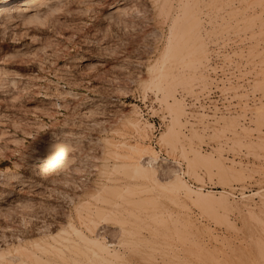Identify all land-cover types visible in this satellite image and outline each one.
I'll use <instances>...</instances> for the list:
<instances>
[{
    "label": "rangeland",
    "instance_id": "374dc122",
    "mask_svg": "<svg viewBox=\"0 0 264 264\" xmlns=\"http://www.w3.org/2000/svg\"><path fill=\"white\" fill-rule=\"evenodd\" d=\"M61 1L59 10H54L52 16L51 14L48 15L49 17L42 16L38 22L34 20V23H29L31 21L27 20L26 23L23 19L13 18V21L9 22L10 25L7 23V27L0 28V30L3 29L0 32V48H2L0 49V70L2 73L5 72L2 74L0 71L2 79H0L2 85L0 88V174H2L0 176V252H2L0 257H4V264H60V259L62 261L63 257L76 256V259L80 255L83 257L80 256L77 259L84 260L86 257L88 264H100L98 261L101 259L92 254L93 245L88 242L89 240L86 244V239L96 234H100V237L109 244H114L112 248L116 250V255H119L113 257L119 260L118 262L114 260V264H120V262L121 264H187L186 262L193 264L196 261L195 264H253V262L264 264V258H262L264 257L262 255L264 254V248H262L264 247L262 243L264 242V205L262 204L264 203V54L262 52V49L264 51V32H262L264 23L261 20V18L264 19V0H254L257 4L253 0L249 3H247L248 0H214V3L213 0H208L209 2L207 0H197V2L182 0L179 9L186 7L182 9V12L178 11V8L174 9L176 8L173 7L175 1L172 0H158V2L120 0L127 7V11L122 13L120 18L126 19L128 26L127 24L120 25L121 27L118 26V28H115L112 22L106 24L99 13L101 6L104 5L103 7L107 9L117 0H102L103 5H98L95 0H90V2L89 0ZM84 2L87 5L82 4ZM94 2L98 8L92 4ZM190 2L195 5L193 10L190 9L193 7ZM168 4L171 5L169 9ZM158 5L162 7L159 9ZM196 6L199 7L195 9ZM77 8L80 10L78 11ZM66 10L69 11L65 12ZM229 10L234 14L228 13ZM257 11H260L261 15ZM127 12H129L128 15ZM226 13L229 15L227 16ZM176 14H178L177 19ZM238 14H241L240 17L237 16ZM230 15L235 18L228 19ZM243 18L244 20H241ZM254 18L259 19L263 25ZM194 19L197 23L193 22ZM245 20L250 21L249 25L248 23L244 25ZM233 23L238 26H233ZM250 25L255 31L250 28ZM238 27H241L240 34L237 32ZM245 27H248L247 33L244 31ZM191 28L192 35L199 31L195 35L199 33L200 38L197 40L201 39L199 45L204 46V48L201 47L203 49V57L202 54L200 56L202 62L195 75L185 70L186 72H183L178 80L169 81L171 84L169 83L167 87L173 88L174 93H171L175 95L177 102L174 104L172 100V105V98H169L173 95L167 101L161 98L162 93L152 82L151 70L157 66V63L159 64L157 61L161 52L167 49L170 43L176 42V38H180L178 34L181 33V39L188 41L190 34L186 33L189 32L188 30L192 31ZM261 33L263 36L260 38ZM196 36L193 37L196 38ZM246 36L251 37V39L249 37L250 41L253 36L256 37L252 43H248ZM241 38L243 43L239 42ZM186 40L182 41L185 46H189L190 40L189 42ZM232 40L235 41L231 42ZM233 45L237 48L235 49ZM249 46L255 52L247 56ZM15 47L23 48L21 52H18L19 55L14 52ZM12 50L14 54L13 52L11 54ZM6 52L7 58L4 57ZM8 55H13L14 58ZM230 55H234V58ZM246 62H250L249 65ZM212 63L215 64L214 68ZM212 68L219 70L222 75L219 80L221 86H218L227 97L229 109L226 113L210 114L192 107L191 104L199 101V96H202L213 85L210 74ZM193 77L195 79H192ZM2 81L7 84L3 82L5 84L3 85ZM52 89L56 90L53 92ZM74 93L78 99H72ZM51 101L59 106L52 104ZM73 104L76 105V109L73 108ZM44 110L47 111V115ZM77 110L79 112H76ZM131 110H135L139 116L138 119L148 126L147 136L142 145L151 151L153 157L155 156L154 164L146 165L150 171L145 177L126 176L112 167L113 156L120 162L122 160L119 154L129 151L124 145H136L140 141L137 134L135 135L136 132L133 133V129L125 124ZM75 112L78 115H75ZM26 123L27 126L31 124L28 126L29 129L26 128ZM22 125H25L24 128ZM155 125L160 126L157 135ZM55 126L66 128L67 131L79 136L75 169L69 173V177L59 175V179L58 177L53 181L43 179L39 182L32 179V183H27L26 188L19 186L20 180L30 179L31 174L25 165L22 167L24 164L22 161L11 158L10 145L12 142L28 145L35 142L36 138L40 139L38 142L40 146ZM169 127H174L177 130L176 133L168 135ZM26 131L27 133L33 132V135L32 133L26 135ZM5 141L10 143L7 144ZM110 141L117 144V149L112 147L117 153L108 152ZM151 154H143L145 157V160L142 159L143 163L147 161L146 158L152 156ZM7 156L9 159L6 158ZM108 158L110 159L107 163ZM103 163H106L105 166L108 167H104ZM4 171L5 174L12 173L16 177L11 180L4 175ZM3 175L5 180L4 177L2 179ZM175 176L181 177L193 190H200L203 193L227 192L229 206L227 203L223 205L215 203L214 205L212 202H203L196 198L193 200L182 191L176 192L171 188V182ZM126 177L130 179L125 180ZM243 198L249 200L246 199L245 202V199L241 200ZM246 208L249 209L246 210ZM130 213L134 215V218ZM186 214H188L187 217ZM141 216L143 219L144 216L148 218L146 217L145 221L139 218ZM131 217L132 220L134 219L133 223ZM139 222L141 224L145 222L144 226L141 227ZM68 223L75 224L77 230H68ZM185 223H193V225L188 226ZM123 228L131 233L134 241L127 240L126 231H121ZM191 231H194V234ZM184 233L188 234L186 238ZM172 235L173 237L175 235L174 239ZM189 235L194 236L189 238ZM16 238L24 239V241ZM191 238L195 239L198 245L191 242L189 245L184 244ZM111 240L114 242L111 243ZM18 243H21L20 246ZM155 243H159V247ZM6 244L9 247L5 246ZM154 245L158 248L157 251L160 248L163 252H156ZM172 245L173 247H170ZM85 246H89V249ZM152 249L157 256H153L155 252ZM76 251H78L77 255H75ZM146 252L148 253L147 259L144 260ZM72 253H75L74 256ZM167 254L173 255L168 256ZM218 256H221V259ZM92 259L95 260L92 261ZM161 259L164 262L159 261ZM0 260L3 262L2 258ZM72 261L73 259L69 262L76 264ZM105 263L109 264L101 262V264Z\"/></svg>",
    "mask_w": 264,
    "mask_h": 264
},
{
    "label": "bare ground",
    "instance_id": "6f19581e",
    "mask_svg": "<svg viewBox=\"0 0 264 264\" xmlns=\"http://www.w3.org/2000/svg\"><path fill=\"white\" fill-rule=\"evenodd\" d=\"M77 1V0H76ZM82 1V0H81ZM101 1L102 0H95V2L98 4V5H101L102 3H101ZM147 1H149V0H147ZM154 2H158V0H153ZM173 2H174V5H173V7H176V8H174V9H177L178 8V11H181L182 12V9L184 8H181V10L179 9L180 8V6L182 5V0H172ZM188 1V0H187ZM190 1V0H189ZM196 2H197V0H195ZM208 1V0H207ZM211 1V0H210ZM216 1V0H215ZM223 1V0H222ZM227 1V0H226ZM231 1V0H230ZM243 1H245V0H243ZM257 1V0H256ZM255 1V2H256ZM261 1V0H260ZM62 1L61 0H0V28H4L5 26H6V24L7 23H11V21H13V18H19V19H23L26 23H27V21H31V22H29V23H34V20H36L37 22H38V20L42 17V16H50V14H51V16H52V12L54 11V10H57L59 7H60V3H61ZM65 2V1H64ZM71 2V1H70ZM73 2V1H72ZM86 2V1H85ZM85 2L84 3H82V4H84V5H87V4H85ZM89 2H90V0H89ZM95 2L94 3H92L93 5L95 4ZM150 2V1H149ZM205 2V1H204ZM209 2V1H208ZM233 2V1H232ZM237 2V1H236ZM249 2H251L250 0H248V2L247 3H249ZM253 2H254V0H253ZM254 2V3H255ZM263 2V1H262ZM262 2H260V3H262ZM75 3V2H74ZM73 3V4H74ZM86 3H88V2H86ZM124 2H122V1H116L113 5H111L109 8H107V9H105L103 6H101L100 7V9H99V13H100V15H101V17H102V19L106 22V24H107V22L108 23H110V22H112L113 24H114V26H115V28L117 27L118 28V26L119 27H121L122 25H126L127 24V26H128V23H127V21H126V19L125 20H123V18L121 19L120 18V16L122 15V13H125L126 11H127V7L125 6V3L123 4ZM191 3V5H193V7H189L190 9H194V4H192V2H190ZM206 3V2H205ZM211 4H212V2H210ZM210 3L208 4V5H210ZM213 3H214V0H213ZM223 3V2H222ZM235 3V2H234ZM259 3V2H258ZM264 3V2H263ZM262 3V4H263ZM69 4V3H68ZM77 4H79V3H77ZM89 4V3H88ZM91 4V5H92ZM163 4V3H162ZM161 4V5H162ZM188 4H189V2H188ZM220 5H221V1H220V3H219ZM227 4V3H226ZM256 4H257V2H256ZM255 4V5H256ZM63 5H65V3L63 4ZM71 5V4H70ZM161 5H158V8L159 7H162ZM163 5H165V4H163ZM169 5L170 4H168V9H169ZM206 5V4H205ZM208 5H206V6H208ZM217 5V4H216ZM228 5H229V3H228ZM234 5V4H233ZM249 5V4H248ZM252 5V4H251ZM254 5V4H253ZM69 6V5H68ZM72 6V5H71ZM77 6V5H76ZM94 6H96L97 7V5H94ZM150 6H152V5H150ZM157 6V5H156ZM171 6V5H170ZM218 6V5H217ZM227 6V5H226ZM225 6V7H226ZM231 6V5H230ZM230 6H229V8H230ZM247 6V5H246ZM250 6V5H249ZM256 6H258V5H256ZM66 7H67V4H66ZM80 7V6H79ZM86 7V6H85ZM93 7V6H92ZM146 7V6H145ZM164 7V6H163ZM173 7H172V9H173ZM197 7H199V6H196L195 7V9L197 8ZM238 7H240V6H238ZM98 8V7H97ZM157 8V7H156ZM186 8V7H185ZM184 8V9H185ZM224 8V7H223ZM227 8V7H226ZM243 7H241V9H242ZM257 8V7H256ZM260 8V7H259ZM262 8V7H261ZM63 9V8H62ZM62 9H61V11H62ZM66 9V8H65ZM69 9V8H68ZM78 9V8H77ZM93 9V8H92ZM154 9V8H153ZM160 9V8H159ZM173 9V10H174ZM189 9V10H190ZM210 9V8H209ZM231 9V8H230ZM235 9V8H234ZM237 9V8H236ZM247 9L249 10V8L247 7ZM59 10V9H58ZM64 10V9H63ZM80 9H78V11H79ZM82 10H84V9H82ZM88 10H90V8L88 9ZM95 11H96V9H94ZM129 11H130V9H128ZM158 10V9H157ZM170 10H171V8H170ZM188 10V9H187ZM225 10V9H224ZM239 10V9H238ZM243 10V9H242ZM247 10V11H248ZM69 11V10H68ZM67 10L65 11V12H68ZM86 11V10H85ZM95 11H93V12H95ZM161 12L162 11H165V10H160ZM167 11V10H166ZM169 11V10H168ZM172 11V10H171ZM175 11V10H174ZM234 11V10H233ZM244 11V10H243ZM246 11V12H247ZM253 10H251V12H252ZM263 11H264V9H263ZM82 11H80V13H81ZM91 12V11H90ZM89 12V13H90ZM173 12V11H172ZM177 12V11H176ZM175 12V13H176ZM228 13H233L234 14V12H232V11H227ZM240 12H242V11H240ZM239 12V13H240ZM257 12H259V14H260V11H257ZM256 12V13H257ZM262 12V11H261ZM56 13H58V12H56ZM71 13V12H70ZM97 13H98V11H97ZM128 13L129 12H127V15H128ZM243 13V12H242ZM241 13V14H242ZM245 13V12H244ZM92 14V13H91ZM91 14H88L89 16L91 15ZM94 14V13H93ZM180 14V13H179ZM227 14V13H226ZM236 14H237V12H236ZM240 14V15H241ZM251 14V13H250ZM55 15V14H54ZM85 15V14H84ZM97 15V14H96ZM177 15L178 14H176V19L178 18L177 17ZM229 14H227V16H228ZM240 15L238 14L237 16H239L240 17ZM252 15V14H251ZM261 15V14H260ZM264 15V14H263ZM48 16V17H49ZM93 16H95V15H93ZM126 16V15H125ZM173 16V15H172ZM223 16V15H222ZM226 16V17H227ZM231 16H233V15H230V17H227L228 19H234L235 17L233 16V17H231ZM236 16V17H237ZM244 16V15H243ZM259 16V15H258ZM257 16V17H258ZM54 17V16H53ZM124 17V16H123ZM242 17V16H241ZM260 17V16H259ZM258 17V18H259ZM262 17V16H261ZM125 18V17H124ZM132 18V17H131ZM252 19L251 20H253V17H251ZM250 19V18H249ZM260 19V18H259ZM259 19H257V18H254V20H258L259 22H260V20ZM16 20H18V19H16ZM27 20V21H26ZM93 20V19H92ZM241 20H244V18L243 19H241ZM261 20H263V22L262 23H264V19L263 18H261ZM15 21V20H14ZM94 21V20H93ZM101 21V20H100ZM193 21V20H192ZM235 21H237V20H235ZM234 21V22H235ZM257 21V22H258ZM24 22V23H25ZM36 22V23H37ZM42 22V21H41ZM44 22V21H43ZM131 21H129V23H130ZM193 22H195V19H194V21ZM223 22V21H222ZM232 22V21H231ZM244 22V21H243ZM245 22H246V24H245ZM245 22H244V25H247V23H248V25H249V22H247L246 20H245ZM10 23H9V25H10ZM23 23V22H22ZM23 23V24H24ZM97 23V22H96ZM100 23V22H99ZM195 23H197V21L195 22ZM220 23V22H219ZM225 23V22H224ZM227 24H229V22H226ZM254 22L252 21V24H253ZM261 22H260V24H262ZM18 24V23H17ZM221 24H223V23H221ZM235 23H233V26H238V25H234ZM237 24V23H236ZM256 24V23H255ZM259 24V23H258ZM259 24V25H260ZM8 25V24H7ZM121 25V26H120ZM190 25H192V24H190ZM193 25H196V24H193ZM241 25V24H240ZM263 25V24H262ZM16 26V25H15ZM21 26V25H20ZM85 26V25H84ZM86 26H87V24H86ZM108 26V25H107ZM197 26V25H196ZM243 26V23H242V25H241V27ZM253 26V25H252ZM255 26H257V25H255ZM264 26V25H263ZM262 26V27H263ZM7 27V26H6ZM125 27V26H124ZM198 27V26H197ZM230 27H231V24H230ZM241 27H238L239 28V31H238V29H237V32H238V34H240L239 32L241 31L240 30V28ZM259 27V26H258ZM262 27H260V28H262ZM12 28V27H11ZM114 28V27H113ZM123 28V27H122ZM126 28V27H125ZM189 29H190V26L188 27ZM196 28V27H195ZM248 28V27H247ZM247 28L245 27V32H246V30H247ZM250 28H252L251 27V25H250ZM254 28V27H253ZM252 28V29H253ZM256 28V27H255ZM259 28V29H260ZM121 29V28H120ZM124 29V28H123ZM197 29V28H196ZM244 29V28H243ZM243 29H242V31H243ZM6 30V29H5ZM191 30H192V28H191ZM193 30H194V27H193ZM193 30L192 31H190V30H186L188 33H186V34H190V37H188V41L186 40V39H181V37H182V34L180 33V35L178 34V36L180 37V38H176V42H173V43H170L171 45L169 46L168 45V47H167V49L165 48V50H163V52H161V55H160V57H158L159 59H158V61L157 62H159V64L157 63H155L157 66L156 67H153L152 68V75L153 76H151L152 77V82H153V84H155V87L156 88H158L159 90H160V92L162 93V99L163 100H165V101H167L168 100V98L171 96V95H173L172 97H170L169 99H171V102H172V100H173V102H174V104H177V102H176V100H175V95L173 94L174 93V91H173V88L172 87H167V86H169V81L171 80V81H175V80H178V78L179 77H181L180 75H182L183 74V72H188V71H191L192 72V74H196L197 73V71L199 70V68H200V66H201V62H202V60H201V54H202V50L203 49H201V47L203 46V45H199V43H201V39H199V41L197 40L198 38H200V37H198V35H199V33H198V35L196 36L195 34H197V32H199V31H197L195 34L193 33V35H192V33H190V32H193ZM251 30V29H250ZM254 30V29H253ZM253 30H251L252 31V33H253ZM257 30V29H256ZM261 30V29H260ZM1 31H3V29L2 30H0V32ZM7 31V30H6ZM11 31V30H10ZM119 31V30H118ZM247 31H249V30H247ZM250 31V32H251ZM255 31V30H254ZM225 32V31H224ZM224 32H222V35H224L223 33ZM228 32V31H227ZM232 32V31H231ZM234 32H235V30H234ZM236 32V33H237ZM262 32H264V30L262 31ZM5 33V32H4ZM221 33V32H220ZM247 33V32H246ZM1 34V33H0ZM170 34H172V33H170ZM185 34V33H184ZM228 34V33H227ZM230 34V33H229ZM232 34V33H231ZM235 34V33H234ZM233 34V35H234ZM256 34V33H255ZM4 35H6V34H4ZM13 35V34H12ZM15 35V34H14ZM236 35V34H235ZM234 35V36H235ZM244 35H246V34H244ZM253 35V34H252ZM264 35V34H263ZM262 35V33H261V36H260V38L263 36ZM185 36V35H184ZM189 36V35H188ZM193 36H196V38L195 37H193ZM200 36V35H199ZM229 36V35H228ZM231 36V35H230ZM233 36V37H234ZM238 36L239 35H237V38H238ZM257 36V35H256ZM256 36H253V38H252V41H250V39H251V37L250 36H246V37H248V39L247 40H249L248 41V43H252L254 40H255V38L254 37H256ZM258 36V37H259ZM12 37H14V36H12ZM225 37V36H224ZM227 37V36H226ZM249 37H250V39H249ZM171 38V37H170ZM175 38V37H174ZM174 38L172 39V41L174 40ZM185 38H187V36H185ZM235 39H236V37H234ZM238 39H240V38H238ZM244 39V38H243ZM258 39V38H257ZM187 41V42H189V40H190V44H188L189 46H185V43L183 42V41ZM227 40V39H226ZM246 40V39H245ZM197 41H198V43H197ZM233 41H235V40H232L231 42H233ZM237 41V40H236ZM244 41V40H243ZM258 41V40H257ZM263 41V40H262ZM15 42V41H14ZM31 42V41H30ZM239 42H241V43H243L242 42V38H241V40L239 41ZM244 42H246V41H244ZM259 42V41H258ZM235 43V42H234ZM238 43V42H237ZM187 44V43H186ZM228 44V43H227ZM231 44V43H230ZM229 44V45H230ZM240 44V43H239ZM246 44V43H245ZM31 45V44H30ZM234 45H236V44H234ZM234 45H233V47H234ZM249 45H251V44H249ZM255 45V44H254ZM260 45H261V43H260ZM32 46V45H31ZM242 46V45H241ZM253 46V45H252ZM258 46V48H261L262 47V45H261V47H259V45H257ZM19 47V46H18ZM14 48V52L15 53H18V52H21V50L23 49H20V48ZM28 47V46H27ZM35 47V44H34V46H33V48ZM164 47V46H163ZM231 47V46H230ZM254 47V46H253ZM256 47V46H255ZM29 48V47H28ZM27 48V49H28ZM37 48V47H36ZM202 48H204V46L202 47ZM235 48V47H234ZM237 48V47H236ZM235 48V49H236ZM246 48V47H245ZM0 49H2V48H0ZM32 49V48H31ZM206 49V48H205ZM247 49H248V54H247V56H249V54L251 55V53H254L255 51H254V49H252V48H250V46H249V48L247 47ZM242 50V49H241ZM23 51H25V50H23ZM22 51V52H23ZM31 51V50H30ZM34 51V50H33ZM36 51V50H35ZM162 51V50H161ZM237 51V50H236ZM243 51H244V49H243ZM243 51H240V52H243ZM11 52V54H12V52H13V50L12 51H10ZM14 52H13V54H14ZM257 52V51H256ZM260 52V51H259ZM262 52H263V54H264V51H263V49H262ZM262 52H260V53H262ZM7 53V52H6ZM24 53V52H23ZM22 53V54H23ZM25 53H26V51H25ZM25 53H24V55H25ZM33 53V52H32ZM206 53V52H205ZM234 53H235V51H234ZM233 53V54H234ZM237 53V52H236ZM244 53V52H243ZM20 53H18V55H19ZM29 54H31V52H29ZM239 54V53H238ZM241 54V53H240ZM258 54V53H257ZM26 55H27V53H26ZM35 55V54H34ZM236 55V54H235ZM242 55V54H241ZM244 55V54H243ZM9 56V55H8ZM11 57H13V55H10ZM9 56V57H10ZM29 56V55H28ZM206 56V55H205ZM230 56H232V55H230ZM234 56V55H233ZM232 56V57H233ZM254 57H255V55H253ZM257 56V55H256ZM5 57V56H4ZM19 57V56H18ZM23 57H25V56H23ZM202 57H203V54H202ZM241 57V56H240ZM244 57V56H243ZM14 58V57H13ZM20 58V57H19ZM22 58V57H21ZM234 58V57H233ZM239 58V57H238ZM247 58V57H246ZM249 58V57H248ZM262 58H263V56H262ZM17 59V58H16ZM241 59V58H240ZM250 59V58H249ZM8 60H9V58H8ZM11 60V59H10ZM204 60V59H203ZM242 60H244V59H242ZM247 60V59H246ZM253 60V59H252ZM239 61V60H238ZM2 62V61H1ZM3 63V62H2ZM5 63V62H4ZM247 63V62H246ZM250 63V62H249ZM249 63H247L248 65H249ZM252 63V62H251ZM8 64V63H7ZM155 64H154V66H155ZM238 64V63H237ZM239 64H241L240 62H239ZM237 66H239V65H237ZM155 68V69H154ZM2 69V68H1ZM7 70V69H6ZM186 70V71H185ZM1 71V70H0ZM150 71V72H151ZM1 73H2V71H1ZM1 73H0V75H1ZM5 73V72H4ZM4 73H2V74H4ZM65 73V72H64ZM191 74V73H190ZM12 75V74H11ZM3 76V75H2ZM9 76V75H8ZM4 77V76H3ZM12 77V76H11ZM187 78V77H186ZM0 79H1V77H0ZM61 79V78H60ZM65 79V78H64ZM192 79H195V77H193ZM2 80V79H1ZM1 80H0V82H1ZM6 80V79H5ZM62 80V79H61ZM181 80V79H180ZM183 80V79H182ZM184 80H186V79H184ZM188 80V79H187ZM190 80V79H189ZM27 81V80H26ZM6 83L5 81H2V84L3 85H5L4 83ZM11 82V81H10ZM14 82V81H13ZM167 82H168V84H167ZM189 82V81H188ZM8 83H9V81H8ZM17 83V82H16ZM49 83V82H48ZM59 83V82H58ZM178 83H179V81H178ZM7 84V83H6ZM17 84H20V83H17ZM171 84V83H170ZM175 84H177V83H175ZM190 85H191V83H189ZM13 85V84H12ZM53 85H54V83H53ZM1 83H0V88H1ZM52 86V85H51ZM6 87V86H5ZM12 87V86H11ZM19 87V86H18ZM32 87H33V85H32ZM49 87V86H48ZM4 88V87H3ZM6 88H9V86L8 87H6ZM6 88H4V89H6ZM51 88V87H50ZM55 88V87H54ZM57 88V87H56ZM11 89V88H10ZM15 89V88H14ZM19 89V88H18ZM59 89V88H58ZM61 89V88H60ZM172 89V90H171ZM1 90V89H0ZM6 90H8V89H6ZM6 90H5V92H6ZM53 90V92H54V90H56V89H52ZM52 90H50V91H52ZM157 90V89H156ZM11 91H12V89H11ZM58 91V90H57ZM56 91V92H57ZM68 91V90H67ZM39 92H41V91H39ZM52 92V93H53ZM58 92H61L60 90L58 91ZM57 92V93H58ZM64 92V91H63ZM171 92H173V93H171ZM10 93V92H9ZM8 93V94H9ZM51 93V94H52ZM55 94V93H54ZM63 94V93H62ZM49 95V94H48ZM56 95V94H55ZM61 95V94H60ZM65 95V94H64ZM67 95V94H66ZM14 96V95H13ZM56 96H58V95H56ZM16 98V97H15ZM71 99V98H70ZM72 99H78L77 97H76V94L74 93L73 94V97H72ZM63 100V99H62ZM65 101V100H64ZM75 101V100H74ZM77 101H79V100H77ZM76 101V102H77ZM52 102V101H51ZM173 102H172V105H173ZM50 103V102H49ZM54 102H52V104H53ZM59 103V102H58ZM88 103V102H87ZM167 104H168V102H166ZM51 104V105H52ZM54 104H56V102L54 103ZM80 104V103H79ZM171 104V103H170ZM169 104V105H170ZM76 105H77V103H76ZM75 105V106H76ZM172 105H170V107L172 106ZM56 106L58 107L59 105H57L56 104ZM73 106H74V104H73ZM75 106L73 107V108H75ZM79 106V105H78ZM53 107V106H52ZM56 107V108H57ZM80 107V106H79ZM84 107H86V106H84ZM173 107V106H172ZM43 108V107H42ZM47 108V107H46ZM55 108V109H56ZM72 108V109H73ZM83 108V107H82ZM87 108V107H86ZM44 109V108H43ZM53 109V108H52ZM76 109V108H75ZM78 109V108H77ZM42 110V109H41ZM45 110H48V109H45ZM44 110V111H45ZM80 110V109H79ZM73 112H74V110H72ZM81 111H82V109H81ZM88 111V110H87ZM90 111V110H89ZM132 112H131V114L126 118V121H125V124H128V126L130 127V129H133V133H135V135L137 134V136L139 137V140L137 139V141H139L136 145H129V146H127V145H124V146H126L127 148H128V150L129 151H127V152H125V153H121V155L119 154V157L121 158V160L122 161H120V162H118V160H116L115 159V157L113 156L112 158H114L112 161L114 162V164L112 165V167H113V169H115L118 173H123V174H125L126 176H130V177H133L134 175L136 176V177H145L147 174H148V172L150 171V168H147V166L146 165H152V164H154V162H155V159H154V157H153V155L150 153L151 151L148 149V148H145L143 145H142V143H144L143 141L145 140V138H146V136H147V128H148V126L146 125V124H144V123H142L141 121H140V119H138V115H137V112L135 111V110H131ZM46 112L47 111H45V114H46ZM55 112V111H54ZM76 112H79L78 110L76 111ZM75 112V115L77 114L78 115V113H76ZM91 112V111H90ZM51 113H53V112H51ZM57 113V112H56ZM55 113V114H56ZM81 114H83V113H81ZM139 114V113H138ZM3 115V114H2ZM47 115V114H46ZM57 115V114H56ZM91 115V114H90ZM50 116H51V114H50ZM49 116V117H50ZM52 116L54 117V114H52ZM82 116V115H81ZM73 117V116H72ZM52 118V117H51ZM26 122V121H25ZM24 122V123H25ZM2 123V122H1ZM17 123V122H16ZM23 123V124H24ZM34 123V122H33ZM13 124V123H12ZM15 124V123H14ZM63 124V123H62ZM80 124V123H79ZM26 126H27V123L25 124ZM24 125V126H25ZM29 125H31V124H29ZM28 125V126H29ZM23 126V125H22ZM24 126H23V128H24ZM28 126L26 127V128H28ZM66 126V125H65ZM34 127V126H33ZM19 128V127H18ZM26 128H25V130H26ZM32 127L30 126V129H31ZM29 129V128H28ZM71 129V128H70ZM77 129V128H76ZM20 130V129H19ZM1 131V130H0ZM24 131V130H23ZM36 131V130H35ZM79 131V130H78ZM169 131V132H168ZM167 132H168V135H170V134H172L173 135V133H176V131L177 130H175V128L174 127H169V130H168ZM5 132V131H4ZM10 132V131H9ZM28 131H26V133H27ZM37 132V131H36ZM1 133V132H0ZM6 133V132H5ZM11 133V132H10ZM10 133H9V137H10ZM22 133V132H21ZM32 133V135H33V132H30V133H27L26 135H29V134H31ZM113 133H114V130H113ZM12 134V133H11ZM37 134V133H36ZM13 135V134H12ZM23 135H25L24 133H23ZM81 135V134H80ZM3 136V135H2ZM4 136H6V135H4ZM3 136V137H4ZM2 137V138H3ZM31 137V136H30ZM167 137V136H166ZM26 138V137H25ZM32 138H34V137H32ZM49 138V139H48ZM12 139V138H11ZM115 139V138H114ZM2 140V139H1ZM6 140V139H5ZM8 140H10V139H8ZM15 140V139H14ZM14 140H11V141H14ZM22 140V139H21ZM32 140V139H31ZM35 142H32L31 144H26V143H21L20 142V144L18 143H13L12 142V144L10 145V147H9V155L11 156V158L12 157H14V158H17V159H19L20 161H22L23 163V165H22V167L25 165L26 166V168L30 171V173L29 174H31V176L29 177L30 179H24L23 178V180H20V184H19V186H21V187H25V186H27L28 184L27 183H29V182H31V181H33V180H35V181H38L39 182V180H45V179H51L52 181H53V179H57V177L60 175V177L62 176V175H67L68 177L70 176V174L69 173H71L74 169H75V167H74V165H75V161H76V157H78V155H76V151H77V149H78V146H79V136L78 135H76V133H72V132H69V131H67L66 130V128L65 129H63V128H57L56 126H55V128L53 127L52 129H51V133L48 135V137H47V139H46V141L43 143H41L40 144V146L38 145V142L40 141V139L39 140H37L36 138H35ZM82 140V139H81ZM3 141V140H2ZM17 141V140H16ZM24 141V140H23ZM6 142V141H5ZM4 142V143H5ZM7 144L8 143H10L9 141L8 142H6ZM81 143V142H80ZM108 143V142H107ZM2 144V143H1ZM105 144V143H104ZM122 144H124V143H122ZM127 144V143H126ZM3 145V144H2ZM109 146H110V148H109V150H108V152H110V151H112V152H114V153H117V151L115 150V149H117L118 148V146H117V144L115 143V142H112V141H110V144H108ZM6 146V145H5ZM81 146V145H80ZM108 146V147H109ZM8 147V146H7ZM112 147H114L115 149H113ZM117 147V148H116ZM5 148V147H4ZM112 148V149H111ZM125 148V147H124ZM111 149V150H110ZM5 150V149H4ZM105 150V149H104ZM103 150V151H104ZM1 151V150H0ZM80 151V150H79ZM7 152H8V150H7ZM105 152V151H104ZM145 153H149V154H151L152 156H149L148 158H146L147 159V161L146 162H144V163H146V164H144L143 163V158H144V160H145V157L143 156V154H145ZM78 154V153H77ZM108 154V153H107ZM113 154V153H112ZM4 155H5V153H4ZM8 155V154H7ZM104 155H106L105 153H104ZM117 155V154H116ZM111 156V155H110ZM9 156H7L6 158H8ZM111 158V159H112ZM117 158V157H116ZM9 159V158H8ZM78 159V158H77ZM109 159L110 158H108V160L107 159H105V160H107V163H108V161H109ZM118 159V158H117ZM80 160V159H79ZM211 160V159H210ZM17 161V160H16ZM19 161V162H20ZM81 161V160H80ZM111 161V162H112ZM15 162V161H14ZM106 162V161H105ZM77 163V162H76ZM110 163V162H109ZM104 164V163H103ZM14 165V164H13ZM105 165H107L106 163L104 164V167H108V166H105ZM110 165V164H109ZM146 166V167H145ZM15 167V166H14ZM16 167H18V166H16ZM18 168H21V167H18ZM110 168V167H109ZM8 169V168H7ZM108 169V168H107ZM9 170V169H8ZM8 170H6L7 172H10V171H8ZM24 171H26V170H24ZM12 172V171H11ZM106 172V171H105ZM1 173V172H0ZM76 173V172H75ZM109 173V172H108ZM107 173V174H108ZM117 173V174H118ZM116 174V173H115ZM2 174H0V176H1ZM4 175L7 177V178H9V179H13L14 177H16V176H14L12 173H7V174H5V171H4ZM2 176V179H3V177H4V180H5V176ZM17 175V174H16ZM72 176H73V174H71ZM18 176V175H17ZM107 176V175H106ZM22 177V176H21ZM56 177V178H55ZM108 177V176H107ZM130 177L128 178V177H126L125 178V180L128 178V179H130ZM1 179V180H2ZM9 179H8V181H9ZM33 179V180H32ZM58 179H59V177H58ZM64 180H65V178H63ZM66 179H68V178H66ZM15 180H16V178H15ZM124 180V181H125ZM34 181V182H35ZM18 182H17V184H18ZM14 183V182H13ZM32 183V182H31ZM37 183V182H36ZM131 183V182H130ZM8 184V183H7ZM9 184H11V183H9ZM12 185H14V184H12ZM16 185V184H15ZM125 185V184H124ZM130 185V184H129ZM131 185H132V183H131ZM10 186V185H9ZM132 186H134V185H132ZM138 186V185H137ZM2 187V186H1ZM20 187V188H21ZM40 187V186H39ZM130 187V186H129ZM134 187H136V186H134ZM19 188V187H18ZM26 188V187H25ZM35 188V187H34ZM138 188H140V187H138ZM142 188V187H141ZM171 188L172 189H174V190H176V192L178 191V192H180V191H182V192H184V194H186V195H188L190 198H196V200H199V201H203V202H212V203H214V205H215V203L218 205V204H226L227 203V205H228V203H229V196H228V194H227V192H224V191H221V192H219V193H203L202 191H200V190H193L192 188H190V186H188V184L185 182V181H183V179L181 178V177H179V176H175L174 177V179L172 180V182H171ZM10 191V190H9ZM18 191V190H17ZM24 191V190H23ZM13 192V191H12ZM31 192V191H30ZM35 192V191H34ZM139 192V191H138ZM19 193V192H18ZM2 194V193H1ZM3 195V194H2ZM1 195V196H2ZM28 195V194H27ZM185 195V196H186ZM6 196V195H5ZM22 196V195H21ZM246 196V195H245ZM9 197V196H8ZM23 197V196H22ZM145 197V196H144ZM147 197V196H146ZM232 197V196H231ZM234 197V196H233ZM247 197H248V194H247ZM2 198V197H1ZM6 198V197H5ZM237 198V197H236ZM250 198V197H249ZM16 199V198H15ZM19 199V198H18ZM245 199V200H244ZM246 199H248V198H243V199H241V200H244L245 202H246ZM264 199V198H263ZM29 200H30V198H29ZM194 200V199H193ZM238 200V199H237ZM240 200V201H241ZM249 200V199H248ZM248 200H247V202H248ZM9 201V200H8ZM21 201H23V200H21ZM20 201V202H21ZM30 201H32V200H30ZM137 201V200H136ZM144 201H145V199H144ZM192 201V200H191ZM236 201V200H235ZM239 201V200H238ZM252 201V200H251ZM264 201V200H263ZM19 202V201H18ZM26 202V201H25ZM198 202V201H197ZM231 202H232V200H231ZM230 202V203H231ZM255 202V201H254ZM14 203V202H13ZM234 203V202H233ZM236 203V202H235ZM239 203H241V202H239ZM248 203H250V202H248ZM15 204V203H14ZM146 204H148V203H146ZM199 204H200V202H199ZM238 204V203H237ZM237 204H235V205H237ZM250 204H252L253 205V203L251 202ZM262 204L264 205V203L262 202ZM19 205V204H18ZM28 205V204H27ZM138 205H139V207H141V205L138 203ZM137 205V206H138ZM232 205V204H231ZM231 205H230V207H231ZM239 205V204H238ZM251 205V206H252ZM13 206V205H12ZM24 206V205H23ZM200 206H201V204H200ZM229 206V205H228ZM234 206V205H233ZM244 206V205H243ZM255 206V205H254ZM253 206V207H254ZM17 207V206H16ZM215 207V206H214ZM217 207V206H216ZM220 207V206H219ZM224 207H225V205H224ZM22 208V207H21ZM43 208V207H42ZM221 208V207H220ZM237 208H239V207H237ZM4 209V208H3ZM44 209H45V207H44ZM46 209H47V207H46ZM212 209V208H211ZM210 209V210H211ZM216 209V208H215ZM224 209V208H223ZM222 209V210H223ZM228 208H226V210H227ZM240 209V208H239ZM249 209V208H248ZM247 208H246V210H248ZM5 210V209H4ZM129 212L131 211V210H129V209H127ZM142 210V209H141ZM217 210V209H216ZM220 210V209H219ZM229 210H231V209H229ZM237 210V209H236ZM241 210V209H240ZM239 210V211H240ZM136 211V210H135ZM147 211V210H146ZM215 211V210H214ZM235 211V210H234ZM138 213H139V211H137ZM144 212V211H143ZM226 212V211H225ZM2 213V212H1ZM79 213V212H78ZM128 213V212H127ZM132 213V212H131ZM130 213V214H131ZM187 213V212H186ZM217 213H218V211H217ZM133 214H134V212H133ZM136 214V213H135ZM134 214V215H135ZM144 215H145V213H143ZM134 215H132L131 214V216H133V218H134ZM137 215V214H136ZM140 215H141V211H140ZM187 215L188 214H186V217H187ZM128 216V215H127ZM139 216V215H138ZM138 216H136V217H138ZM143 216V215H142ZM142 216L141 217H139V218H142ZM145 218L143 219L142 218V220H147V216H144ZM147 217V218H146ZM150 217V216H149ZM189 217H191L192 218V216H189ZM128 218V217H127ZM126 218V219H127ZM130 219V218H129ZM137 219V218H136ZM150 219V218H149ZM190 219V218H189ZM81 220H82V218H81ZM80 219H79V221H81ZM131 220H132V217H131ZM130 220V221H131ZM134 220V219H133ZM133 220H132V223H133ZM140 220V219H139ZM185 220H187V218H185ZM194 220V219H193ZM193 220H191V221H193ZM126 221V220H125ZM138 221V220H137ZM196 221V220H195ZM124 222V221H123ZM141 222V221H140ZM139 222V223H140ZM143 222V221H142ZM186 222H189V221H186ZM83 223V222H82ZM125 223V222H124ZM145 223V222H144ZM144 223L143 224H141L142 226L141 227H143L144 226ZM193 223H194V221H193ZM193 223L192 224H190V223H185V225L187 224L188 226H191V225H193ZM79 224H81V223H79ZM130 224V223H129ZM139 224V225H140ZM146 224H147V222H146ZM146 224H145V226H146ZM190 224V225H189ZM195 224V223H194ZM68 225H69V227H68V230L69 229H71V230H77V228L74 226L75 224H72V223H68ZM149 225V224H148ZM179 226H181V225H179ZM183 226V225H182ZM202 226V225H201ZM129 227V226H128ZM147 227V226H146ZM177 227V226H176ZM184 227V226H183ZM194 227V226H193ZM193 227L191 228V229H193ZM67 228V227H66ZM79 228V227H78ZM125 228V227H124ZM123 228V230H121V231H126V234H127V240L128 241H130L131 239H132V241H134L133 240V237H132V235H131V233H129L126 229H124ZM180 228V227H179ZM182 228V227H181ZM199 228H200V226H199ZM229 228H231V226L229 225ZM61 229V228H60ZM81 229V228H80ZM80 229H78V230H80ZM146 229V228H145ZM149 229V228H148ZM201 229V228H200ZM68 230H66V232L68 231ZM59 231H61V230H59ZM182 231V230H181ZM62 232H64L63 231V229H62ZM93 232H95V231H93ZM128 232V233H127ZM133 232V231H132ZM179 232V231H178ZM189 232V231H188ZM192 232V231H191ZM190 232V233H191ZM194 232V231H193ZM192 232V234H194ZM98 233H100V231L98 232ZM102 233H104V232H102ZM180 233V232H179ZM51 234V233H50ZM49 234V235H50ZM181 234V233H180ZM185 234V238H186V234L187 233H184ZM103 235V234H102ZM107 235V234H106ZM121 235H123V234H121ZM179 235V234H178ZM188 235V234H187ZM252 235V234H251ZM87 236V235H86ZM104 236H105V233H104ZM118 236V235H117ZM136 236V235H135ZM192 237L194 236V235H191ZM190 235H189V238L191 237ZM255 237H256V235H254ZM253 236V237H254ZM259 236V235H258ZM263 236V235H262ZM50 237V236H49ZM108 237V236H107ZM172 237H173V235H172ZM174 237H175V235H174ZM174 237H173V239H174ZM188 237V236H187ZM254 237V238H255ZM261 237V236H260ZM89 238V237H88ZM86 239V244H87V240H89L88 242L90 243V244H92L93 245V249H92V254L93 255H96V257H98L99 259H101L100 261L103 263V262H107V263H109V264H111V263H113L114 264V260H116V259H114L113 257H117V256H119V255H116L117 253H116V250L115 249H113L112 247H114L113 245L114 244H109L104 238H102V237H100V234H96L95 236H92L90 239ZM137 238V237H136ZM254 238H252V239H254ZM259 238V237H258ZM263 238V237H262ZM16 239H18V238H16ZM113 239V238H112ZM172 239V240H173ZM199 239H200V237H199ZM18 240H20V239H18ZM176 240V239H175ZM180 240V239H179ZM185 240H187V239H185ZM260 240H261V238H260ZM20 241H24V239H21ZM19 241V242H20ZM27 241V240H26ZM112 241L113 240H111V243H112ZM177 241V240H176ZM184 241V240H183ZM264 241V240H263ZM17 242V241H16ZM72 242V241H71ZM114 242V241H113ZM153 242V241H152ZM156 242V241H155ZM162 242V241H161ZM175 242V241H174ZM190 242L192 243V244H196V245H198V242L195 240V239H193V238H191V239H189V240H187L186 242H184V244L185 245H189L190 244ZM253 242H254V240H253ZM260 242V241H259ZM258 242V243H259ZM15 243V242H14ZM13 243V244H14ZM21 243H24V242H21ZM20 243V244H21ZM122 243V242H121ZM131 243V242H130ZM133 244H134V242H132ZM150 243H151V241H150ZM149 243V244H150ZM154 243V242H153ZM162 243H164V242H162ZM170 243V242H169ZM263 244H264V242H262ZM19 244V243H18ZM18 244H16V245H18ZM20 244H19V246H20ZM65 244H67V242L65 243ZM70 244V243H69ZM83 244V243H82ZM81 244V245H82ZM86 244H84V245H86ZM137 244V243H136ZM149 244H147V245H149ZM156 245H158L157 243H155ZM254 244H256V243H254ZM260 244V243H259ZM258 244V245H259ZM263 244H262V246H263ZM12 245V244H11ZM79 245H80V243H79ZM138 245V244H137ZM164 245V244H163ZM180 245V244H179ZM227 245H229V244H227ZM5 246H8V244H6ZM65 246V245H64ZM69 246V245H68ZM75 246V245H74ZM149 246H151V245H149ZM166 246V245H165ZM175 246H177V245H175ZM9 247V246H8ZM73 247V246H72ZM87 246H85V248H86ZM89 247V246H88ZM87 247V248H88ZM90 247H91V245H90ZM120 247V246H119ZM153 247H155V245L153 246ZM158 247H159V245H158ZM168 247H169V245H168ZM170 247H173V245L172 246H170ZM256 247V246H255ZM259 247V246H258ZM6 248V247H5ZM75 248V247H74ZM133 248V247H132ZM148 248H150V247H148ZM202 248H204V247H202ZM201 248V249H202ZM260 248V247H259ZM262 248H264V247H262ZM89 249V248H88ZM118 249V248H117ZM154 249H156L155 251L156 252H159V251H162V250H160V248H159V251H157V249L158 248H154ZM164 249V248H163ZM184 249V248H183ZM185 249H186V247H185ZM205 249V248H204ZM203 249V250H204ZM243 249V248H242ZM245 249H247V248H245ZM3 251H4V249H2ZM87 250V249H86ZM187 250H190V249H187ZM193 249L191 248V251H192ZM227 250V249H226ZM239 250H241V249H239ZM253 250V249H252ZM261 250V249H260ZM125 251H128V250H125ZM152 251H154L153 249H152ZM154 251V252H155ZM168 252L170 251V250H167ZM174 251V250H173ZM178 251H180V250H178ZM178 251H176V252H178ZM196 251V250H195ZM202 251V250H201ZM205 252H206V250H204ZM212 251V250H211ZM229 251V250H228ZM236 251V250H235ZM235 251H233V252H235ZM263 251V250H262ZM64 252H65V250H64ZM68 252V251H67ZM129 252V251H128ZM131 252V251H130ZM142 252V251H141ZM156 252H155V255H153V256H157V254H156ZM163 252V251H162ZM176 252L174 253L175 255H177L176 254ZM187 252H189V251H187ZM199 252H200V250H199ZM205 252H204V254H205ZM210 252V251H209ZM248 252V254H249V250L247 251ZM2 252H0V254H1ZM61 253H63L62 251H61ZM66 253V252H65ZM77 253H78V251H76V254L75 253H72V255L73 254H75V255H77ZM84 253V252H83ZM82 253V254H83ZM183 253V252H182ZM190 253V252H189ZM193 253V252H192ZM201 253H203V252H201ZM207 253H208V251H207ZM206 253V254H207ZM223 253V252H222ZM227 253V252H226ZM264 253V252H263ZM143 254H144V252H143ZM147 252L145 253V259L144 260H146L147 259ZM166 253H164V255H165ZM171 254V253H170ZM178 254H179V252H178ZM195 254H196V252H195ZM194 254V255H195ZM208 254H210V253H208ZM207 254V255H208ZM212 254V253H211ZM224 254H225V252H224ZM3 255V254H2ZM63 255H64V253H63ZM67 255V254H66ZM84 255V254H83ZM92 255V256H93ZM122 256H125V255H123V254H121ZM120 255V257H122ZM162 255V254H161ZM168 255V254H167ZM173 255V254H172ZM172 255H168V256H172ZM181 255V254H180ZM206 255V256H207ZM218 255H220V254H218ZM262 255H264V254H262ZM1 256V255H0ZM59 256H61V255H59ZM68 256V255H67ZM74 256V255H73ZM81 256V255H80ZM80 256H77V258L78 257H80ZM85 256V255H84ZM89 256V255H88ZM92 256H91V258H92ZM197 256V255H196ZM211 256V255H210ZM234 256H236L235 254H234ZM66 257V256H65ZM69 257V256H68ZM66 257V258H64L63 257V260L61 261V259H60V264H71L69 261L71 260V259H73V261L72 262H74V263H76V264H88L87 263V260H85L86 259V257H85V259L83 260L82 258L81 259H75V257ZM81 257H83V256H81ZM96 257H94V258H96ZM127 257V256H126ZM181 257V256H180ZM187 257H189V256H187ZM186 257V258H187ZM213 257V256H212ZM219 257V256H218ZM221 257V256H220ZM219 257V258H220ZM227 257H228V253H227ZM256 257V256H255ZM2 258V261L3 262H0V264H4V257H0V259ZM88 258H90V257H87V259ZM90 258V259H91ZM123 258V257H122ZM162 258V257H161ZM164 258V257H163ZM185 258V259H186ZM195 258V257H194ZM214 258H215V255H214ZM237 258V257H236ZM262 258H264V257H262ZM124 260H126V258H123ZM128 259V258H127ZM166 259V258H165ZM180 259V258H179ZM184 259V258H183ZM182 259V260H183ZM184 259V260H185ZM198 259V258H197ZM216 259V258H215ZM221 259V258H220ZM13 260H15V259H13ZM93 260H95V259H92V261ZM96 260H97V258H96ZM121 260V259H120ZM175 260V259H174ZM193 260V259H192ZM199 260H200V258H199ZM217 260V259H216ZM232 260V259H231ZM1 261V260H0ZM16 261V260H15ZM91 261V260H90ZM91 261V262H92ZM100 261H98L100 264H101V262ZM117 261V260H116ZM119 261V260H118ZM117 261V262H118ZM122 261V260H121ZM149 261V260H148ZM147 261V262H148ZM159 261H162V259L161 260H159ZM180 261V260H179ZM258 261V260H257ZM89 262V261H88ZM97 262V263H98ZM123 262V261H122ZM126 262V261H125ZM145 262V261H144ZM147 262H145V263H147ZM150 262V261H149ZM162 262H164V260L162 261ZM168 262V261H167ZM178 262V261H177ZM197 262V261H196ZM195 262V263H196ZM201 262H202V260H201ZM215 262V261H214ZM223 262V261H222ZM243 262H244V260H243ZM152 263H154L153 261H152ZM187 264H188V262H186ZM195 263H193V264H195ZM245 263V262H244ZM53 264V263H52ZM54 264H58V263H54ZM90 264V263H89ZM92 264V263H91ZM94 264H96V263H94ZM106 264V263H105ZM120 264H121V262H120ZM124 264V263H123ZM155 264V263H154ZM184 264V263H183ZM208 264V263H207ZM253 264H254V262H253Z\"/></svg>",
    "mask_w": 264,
    "mask_h": 264
},
{
    "label": "built area",
    "instance_id": "2783aa9c",
    "mask_svg": "<svg viewBox=\"0 0 264 264\" xmlns=\"http://www.w3.org/2000/svg\"><path fill=\"white\" fill-rule=\"evenodd\" d=\"M214 63H212V67L214 68ZM210 69V74L212 78L213 85L209 88L208 91L203 93L202 96H199V101H195L192 104V107L199 108L201 111H205L210 114L214 113H226L229 109L227 103V97L222 93L221 83V72L219 70ZM219 85V86H218ZM190 104V105H191ZM160 126L156 127L155 125V134L157 135ZM158 130V131H157Z\"/></svg>",
    "mask_w": 264,
    "mask_h": 264
},
{
    "label": "snow or ice",
    "instance_id": "6c2138e0",
    "mask_svg": "<svg viewBox=\"0 0 264 264\" xmlns=\"http://www.w3.org/2000/svg\"><path fill=\"white\" fill-rule=\"evenodd\" d=\"M4 55H5V58H7V53H5Z\"/></svg>",
    "mask_w": 264,
    "mask_h": 264
}]
</instances>
